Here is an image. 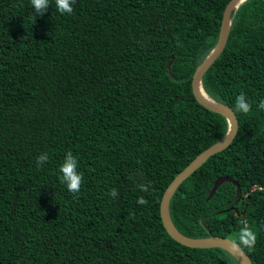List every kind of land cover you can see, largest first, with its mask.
I'll return each mask as SVG.
<instances>
[{
    "label": "trees",
    "instance_id": "obj_1",
    "mask_svg": "<svg viewBox=\"0 0 264 264\" xmlns=\"http://www.w3.org/2000/svg\"><path fill=\"white\" fill-rule=\"evenodd\" d=\"M230 0H0V264H238L173 240L172 180L226 134L192 77ZM264 1L231 14L202 77L238 122L169 201L193 239L264 264ZM171 73L166 65L171 57ZM219 177L224 182L207 200Z\"/></svg>",
    "mask_w": 264,
    "mask_h": 264
},
{
    "label": "water",
    "instance_id": "obj_2",
    "mask_svg": "<svg viewBox=\"0 0 264 264\" xmlns=\"http://www.w3.org/2000/svg\"><path fill=\"white\" fill-rule=\"evenodd\" d=\"M246 1L247 0H230V2L227 4L223 12L216 46L207 55L203 63L195 70L193 77H192V82H191L192 92L197 102L200 105H202L204 108L222 115L226 119L227 124H228L227 132L225 136L219 142L208 147L207 149L202 151L198 156H196L188 164V166H186V168L183 169L172 180V182L167 186V188L165 189L162 195L160 207H159L160 218H161L162 224L167 234L173 240L177 241L181 245H184L190 248H200V249L221 248V249H224L236 259L238 264H253V263L248 257V255L242 250V248L238 244H236V242L232 241L231 239L223 238V237H209V238H203V239H193V238H189V237L182 235L174 227V225L172 224L170 220L168 206H169L170 198L172 197L176 189L179 187V185L185 179H187L197 168H199L209 157L227 148L232 143L237 133L238 122H237L235 114L233 113L231 109H229L228 107L224 105L218 104L206 94L202 86V77L206 73V71L211 67V65L216 61V59L219 57L222 51L224 50L227 37H228L229 28L232 22L231 14L235 13L238 7ZM261 22H264V17L261 19ZM172 59H173V56L171 57V60H169L166 65V68L169 74L171 73V64L173 61ZM200 88L207 95V99H204L202 97L200 93ZM224 182H229L233 184L236 187L237 194L238 195L241 194L240 186L234 179L230 177H219L214 181V184L207 197V200L212 198V196L214 195L218 187L222 185Z\"/></svg>",
    "mask_w": 264,
    "mask_h": 264
},
{
    "label": "bare ground",
    "instance_id": "obj_3",
    "mask_svg": "<svg viewBox=\"0 0 264 264\" xmlns=\"http://www.w3.org/2000/svg\"><path fill=\"white\" fill-rule=\"evenodd\" d=\"M200 93L204 99H207V95L205 94V92L201 88H200Z\"/></svg>",
    "mask_w": 264,
    "mask_h": 264
}]
</instances>
